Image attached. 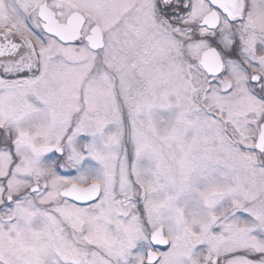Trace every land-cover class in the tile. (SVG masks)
Here are the masks:
<instances>
[{
    "label": "snow or ice",
    "instance_id": "snow-or-ice-1",
    "mask_svg": "<svg viewBox=\"0 0 264 264\" xmlns=\"http://www.w3.org/2000/svg\"><path fill=\"white\" fill-rule=\"evenodd\" d=\"M0 264H264V0H0Z\"/></svg>",
    "mask_w": 264,
    "mask_h": 264
}]
</instances>
